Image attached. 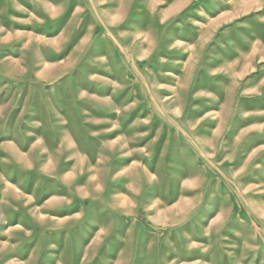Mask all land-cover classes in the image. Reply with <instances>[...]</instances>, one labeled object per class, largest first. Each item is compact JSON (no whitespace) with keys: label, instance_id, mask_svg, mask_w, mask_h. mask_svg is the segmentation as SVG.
Segmentation results:
<instances>
[{"label":"rangeland","instance_id":"obj_1","mask_svg":"<svg viewBox=\"0 0 264 264\" xmlns=\"http://www.w3.org/2000/svg\"><path fill=\"white\" fill-rule=\"evenodd\" d=\"M0 264H264V0H0Z\"/></svg>","mask_w":264,"mask_h":264}]
</instances>
